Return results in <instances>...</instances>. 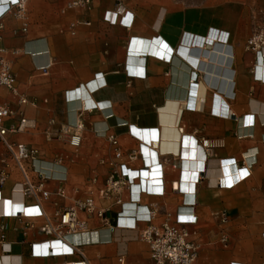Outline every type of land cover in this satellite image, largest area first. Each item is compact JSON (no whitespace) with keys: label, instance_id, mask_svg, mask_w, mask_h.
I'll return each instance as SVG.
<instances>
[{"label":"crops","instance_id":"1","mask_svg":"<svg viewBox=\"0 0 264 264\" xmlns=\"http://www.w3.org/2000/svg\"><path fill=\"white\" fill-rule=\"evenodd\" d=\"M69 1L28 0L26 31L11 14L0 19V50L28 99L21 104L0 89V106L15 112L5 126L28 122L7 138L39 149L27 168L34 180L38 172L46 178L52 197L42 209L53 220L55 202L68 206L84 198L94 177L97 194L121 163L131 172L160 164L163 195L143 193L135 184L122 205L98 199L110 225L119 215L134 224L119 222L111 231L81 212L87 232L53 244L55 254L33 255V244L51 238L42 231L44 217L23 215L39 208L22 193V173L0 139V173L6 176L0 264H120V258L155 264L141 237L148 213L157 209L153 222L161 223L168 215L180 217L183 207L195 216L186 227L200 244L197 264H264V50L246 48L264 29V0H92L89 8L68 9ZM225 106V114L213 111ZM111 136L123 152L119 159ZM184 165L188 173L198 171L189 196L173 188L183 181ZM159 174L152 171L150 178ZM235 174L241 175L235 183H219L220 176L233 180ZM60 188L66 198L56 196Z\"/></svg>","mask_w":264,"mask_h":264},{"label":"built area","instance_id":"2","mask_svg":"<svg viewBox=\"0 0 264 264\" xmlns=\"http://www.w3.org/2000/svg\"><path fill=\"white\" fill-rule=\"evenodd\" d=\"M27 2L28 0H6L5 9L0 13V19L7 14H11L22 24V29L27 30L28 26V14H27ZM92 0H70L67 3L68 9L75 8H89ZM76 25L74 24L73 27ZM1 27V26H0ZM247 50L259 52L264 50V29H261L254 33L246 44ZM7 88L15 96L19 97L21 104H27L28 99L20 95L16 86V76L13 73V62L8 60L2 55L0 50V89ZM15 112L7 105L0 106V139L6 144L11 159L15 162L16 166L20 169L23 181L20 183L21 191L25 196L33 197L36 200V207L39 208V212L28 214L23 212V215L30 217H44L45 223L42 226V231L50 236L51 239L44 241L40 244L32 245V253L36 256H49L55 254L52 243L60 241L65 243V239L68 235L84 233L89 230V224L87 220L80 218V213L84 212L90 216H96L103 224L110 226L111 231H114L119 226L121 216L117 218L116 226L110 225L105 214L108 211L106 208L98 207V199L100 200H113L114 204H123V195L125 191H131L132 186L140 185L141 192L150 194L151 190L146 184H144L143 172L144 170H154L158 168L160 174L155 176L152 180L157 183L158 186H163L164 174L160 164L151 165L134 171L135 175H132L130 169L126 164L121 163L117 166H113L114 170L108 176L103 185L97 189V194H94L92 187L98 182V178L94 177L89 180V192L84 198H78L72 205L59 206L57 202L54 205L57 207L55 212V219L49 218L45 211L42 209V202L50 201L52 192L46 187V178L40 172L37 174V179L34 180L29 174L27 163L29 161H35L39 157V149L30 147L24 143H15L8 140L7 135L9 132L22 131L28 124L25 118L20 120L19 125L16 127L7 128L5 121L12 118ZM82 128V125L77 127ZM110 142L113 146V153L115 158L122 157L123 152L121 150L118 139L115 136L110 137ZM81 141V135L79 133L74 134L72 137V144L78 146ZM138 151H132L131 158H136ZM175 168L176 165H173ZM6 176L4 173H0V186L5 182ZM148 180V178H145ZM174 190L178 191L179 183H173ZM155 194L163 195V191H155ZM56 196L60 198H66V191L60 188L56 192ZM157 209L149 211L148 213V225L142 231V239L149 245L150 256L155 264H197L200 244L192 238L191 232L187 229L186 225L192 222H183L180 220L179 215L175 220L171 215H168L161 223L153 222V219L157 217ZM22 215V213H21ZM221 219L223 222L227 221V216L222 213ZM4 228V227H3ZM228 237L225 235L222 238V242L227 244ZM48 244V254H40L36 252V248L40 245ZM74 252V248H67L62 251ZM60 252V253H62ZM86 263V262H84ZM120 264H126L123 258L119 259Z\"/></svg>","mask_w":264,"mask_h":264},{"label":"bare ground","instance_id":"3","mask_svg":"<svg viewBox=\"0 0 264 264\" xmlns=\"http://www.w3.org/2000/svg\"><path fill=\"white\" fill-rule=\"evenodd\" d=\"M226 108H227V106H225L224 109H222L221 111L220 110L218 111V110H215V109H213V111L215 113L225 114L226 110H227ZM144 152L148 153L149 152L148 148L144 147ZM150 162H151V160H150ZM185 167L186 166L184 165L183 181L181 182V184H179V187H181L182 190L187 191L188 192L187 196H189L192 193V190H193V178H194L193 176L198 174V171H192V172L189 171V173H188V171L185 169ZM152 171L160 173V171H158V168H156V169H154ZM152 171L149 170L148 177H147L148 180L143 177L144 178V180H143L144 184H146V186H148L150 190L161 191L162 190V186H158L157 183H155L156 185H154V180H152V178H150V175H151ZM131 174L135 175L136 173L132 172ZM220 177H221V180L219 181V183H221L222 185H225V186H229V185L233 184V182L235 183L241 177V175L240 174H235L233 180H230L231 176L230 177H224V178H222V176H220ZM145 217H147V213H146ZM122 220H126L127 222L122 224L121 223ZM128 220H132V219L129 218V217H122L121 220H120V224L121 225H130V226L134 224L133 220H132L133 221L132 223H129ZM180 220L183 221V222H194L195 221V216L193 215V213H192L190 208L183 207L181 209ZM56 243H63V242L56 241V242L52 243V246H53V244H56ZM42 246L44 247V252H40V254H48L49 252H52L51 250H49L48 244H44ZM65 249H67V248H65ZM75 264H87V263L79 262V263H75Z\"/></svg>","mask_w":264,"mask_h":264},{"label":"rangeland","instance_id":"4","mask_svg":"<svg viewBox=\"0 0 264 264\" xmlns=\"http://www.w3.org/2000/svg\"><path fill=\"white\" fill-rule=\"evenodd\" d=\"M16 20H17V19H16ZM17 21H18V20H17ZM260 30H261V29H260ZM257 31H259V30H256L254 33H256ZM254 33H253V34H254Z\"/></svg>","mask_w":264,"mask_h":264}]
</instances>
